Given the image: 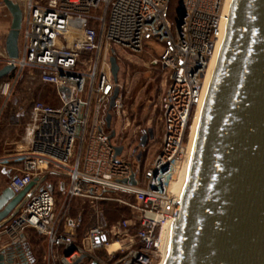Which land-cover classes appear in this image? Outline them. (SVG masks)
<instances>
[{
  "label": "built area",
  "instance_id": "built-area-1",
  "mask_svg": "<svg viewBox=\"0 0 264 264\" xmlns=\"http://www.w3.org/2000/svg\"><path fill=\"white\" fill-rule=\"evenodd\" d=\"M25 2L19 57L6 58V64L14 67V77L1 84V94L8 101L23 73L32 70L41 83L55 89L61 103L35 102L26 127V147L0 158V167L14 172L9 186L15 194L34 181L39 184L0 237L8 236L13 248L27 230H35L47 239L49 261L60 264H74L82 256L88 264L163 260V232L172 227L180 210L181 196L172 188L188 160L191 126L205 103L210 62L224 42L228 0H180L175 20L172 0ZM153 41L166 50L161 58L151 53V66L163 74V93L158 104L160 148L149 162L151 145L140 146V136L131 149L134 142L116 126L125 110L123 86L114 80L111 58L120 66L122 56L141 55ZM116 89L118 97L111 108ZM118 147L123 148L120 155ZM47 176L67 179L65 195L70 200L107 201L111 199L106 195L112 193L129 196L131 202L114 201L130 207L133 217L110 226L101 223L98 213L78 241L74 231L61 227L55 194L43 184ZM115 244L119 247L113 251Z\"/></svg>",
  "mask_w": 264,
  "mask_h": 264
},
{
  "label": "water",
  "instance_id": "water-1",
  "mask_svg": "<svg viewBox=\"0 0 264 264\" xmlns=\"http://www.w3.org/2000/svg\"><path fill=\"white\" fill-rule=\"evenodd\" d=\"M4 4L13 16L6 52L17 59L23 13L13 0ZM111 66L118 82L115 57ZM13 70L3 67L0 80ZM111 121L109 115V126ZM147 144L144 134L140 146ZM122 150L116 148L117 155ZM38 186L34 181L19 194L10 186L0 193V229ZM30 254L21 235L19 245L0 252V264H27ZM162 264H264V0H233Z\"/></svg>",
  "mask_w": 264,
  "mask_h": 264
},
{
  "label": "rangeland",
  "instance_id": "rangeland-1",
  "mask_svg": "<svg viewBox=\"0 0 264 264\" xmlns=\"http://www.w3.org/2000/svg\"><path fill=\"white\" fill-rule=\"evenodd\" d=\"M16 1L23 11L26 4L25 0ZM179 2L180 0H172L171 18L173 20L176 19ZM147 45V49L141 55H125L121 57L119 81L123 86L122 100L125 114H122V116L118 118L116 126L119 128L120 132L122 130V136L131 138L134 142L131 149L135 148V144L139 141L140 136H143L144 133H149L150 131L148 147L149 145H151V147L147 158L149 159V162H151L156 157L157 150L160 148L161 116L158 104L163 93V74L151 66V53L156 58H161L165 53L166 48L163 44L157 41H153ZM6 65L5 59L4 62L0 63V69ZM13 77L14 75L6 76L1 79L0 86L7 81H11ZM38 101L45 102L52 106H59L61 103L55 89L50 85H45L39 82L37 72H32V70H26L23 73L19 81L12 88L11 97L8 101L2 96L0 91V111L4 112L0 123V131L7 112H19L25 114L26 118L21 135L19 133L18 136L11 138V142L7 144L0 142V156L16 153L19 146L26 147L27 142L24 138L26 127L29 122L30 110L34 103ZM5 103H8L7 106H13V111H8L9 108L7 109V106H3ZM127 121L129 125L127 124ZM122 158L123 157H121V159ZM13 176L14 173L11 174V180ZM47 177H54V179H57L56 176ZM61 180L62 184L67 185L66 178H62ZM8 184H10L9 180H6V178L0 173V189L8 187ZM55 198V212L61 221L62 229L66 231H74L75 234L77 233L78 228H80V234H85V232L95 223L98 213L101 223L110 226L119 221L133 217L130 207L114 201H132L129 196L121 193L106 195V198L111 199L107 201L92 200L81 197L70 200L66 197L63 191H57L55 193ZM37 241L38 243L41 242L40 240ZM42 251L44 252L43 248L41 249V252ZM104 255L105 252L101 251L100 256ZM28 261L30 260L28 259ZM153 264H162V258L155 260Z\"/></svg>",
  "mask_w": 264,
  "mask_h": 264
},
{
  "label": "crops",
  "instance_id": "crops-1",
  "mask_svg": "<svg viewBox=\"0 0 264 264\" xmlns=\"http://www.w3.org/2000/svg\"><path fill=\"white\" fill-rule=\"evenodd\" d=\"M17 3L16 0H13ZM13 22V16L8 10V8L4 4V0H0V63L4 62L7 56L6 52V40L8 37V34L11 30ZM1 70V69H0ZM8 103H5L3 106L6 107ZM13 111V106H9L8 111ZM4 112L0 111V123L1 119L3 117ZM2 124V129L0 131V142H3L4 144H7L11 142V138L18 136L22 134L23 127L26 121L25 114L21 113H9L7 112V115L5 117V120H3ZM16 134V135H15ZM19 146L17 150H19ZM21 149V148H20ZM15 154V153H14ZM13 154L5 155V156H0L1 157H9ZM0 173L1 175L6 178V180H9L11 182V174L14 172L11 171V169L0 167ZM63 177H57V179H54V177H47L43 179V184L47 186L48 188L52 187L53 188V193L55 194L57 191H63V193H66L67 190V185L62 184V179ZM61 180V181H60ZM67 180V179H66ZM58 181V182H56ZM9 186V184H8ZM5 188L0 189V193L4 190ZM3 228L0 229V231ZM80 228H78L77 233H76V238L78 241H81L83 238L84 234L79 233ZM26 238V244L30 249L31 254L27 257L30 261L27 264H60L59 262H53L49 261L48 258V242L45 236L39 234L35 230H27L23 234ZM41 235V236H40ZM37 240H40L41 242L38 243ZM47 245V248H46ZM11 248V240L8 238L6 235H2L0 237V252L4 250H8ZM43 248V251L41 252V249ZM46 254V255H45ZM45 255V256H44ZM17 264H24L20 262V260H16ZM75 264V263H74ZM80 264H88V260H83Z\"/></svg>",
  "mask_w": 264,
  "mask_h": 264
},
{
  "label": "bare ground",
  "instance_id": "bare-ground-1",
  "mask_svg": "<svg viewBox=\"0 0 264 264\" xmlns=\"http://www.w3.org/2000/svg\"><path fill=\"white\" fill-rule=\"evenodd\" d=\"M227 7H228V14L229 16L231 15V12H232V5H233V0H228V3H227ZM222 46H219L218 49H217V52L216 54L214 55V57L212 58L211 62H210V65H209V68H208V72H207V76H206V81H205V87H204V94L207 96L208 92H209V89H210V86H211V82H212V79H213V75H214V71H215V68H216V64H217V60H218V57H219V53H220V50H221ZM203 106H200L196 116H195V119L192 123L193 126H191V130H192V134L190 133L191 137H190V145H189V152H188V160L182 165V167L180 168V170L178 171V174H177V178L173 184V192L178 194V195H182V191H183V187H184V183H185V180H186V177H187V173H188V170H189V161H190V157H191V154H192V150H193V147H194V143H195V140H196V136H197V132H198V128H199V124H200V120H201V116H202V112H203ZM171 228L172 227H169L167 229L164 230L163 232V235H162V253H163V260H164V256H165V250H166V246H167V243H168V240H169V236H170V232H171ZM119 247L118 244H115L111 247V250H116L117 248ZM162 260V262H163Z\"/></svg>",
  "mask_w": 264,
  "mask_h": 264
},
{
  "label": "trees",
  "instance_id": "trees-1",
  "mask_svg": "<svg viewBox=\"0 0 264 264\" xmlns=\"http://www.w3.org/2000/svg\"><path fill=\"white\" fill-rule=\"evenodd\" d=\"M12 75H14V70H13L8 76H12ZM38 80H39V78H38ZM39 82H41V81L39 80ZM8 108H9V105L7 106V109H8ZM7 109H6V110H7ZM20 249L24 250V247L21 246Z\"/></svg>",
  "mask_w": 264,
  "mask_h": 264
},
{
  "label": "flooded vegetation",
  "instance_id": "flooded-vegetation-1",
  "mask_svg": "<svg viewBox=\"0 0 264 264\" xmlns=\"http://www.w3.org/2000/svg\"><path fill=\"white\" fill-rule=\"evenodd\" d=\"M144 134H148V142H149L150 141V131H149V133H144Z\"/></svg>",
  "mask_w": 264,
  "mask_h": 264
}]
</instances>
